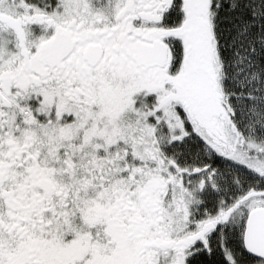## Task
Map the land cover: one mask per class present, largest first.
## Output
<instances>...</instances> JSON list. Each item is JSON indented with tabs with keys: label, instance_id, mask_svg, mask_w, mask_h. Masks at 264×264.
<instances>
[{
	"label": "flooded vegetation",
	"instance_id": "af4514ba",
	"mask_svg": "<svg viewBox=\"0 0 264 264\" xmlns=\"http://www.w3.org/2000/svg\"><path fill=\"white\" fill-rule=\"evenodd\" d=\"M227 1L0 0V264H231L154 109L226 150Z\"/></svg>",
	"mask_w": 264,
	"mask_h": 264
},
{
	"label": "rangeland",
	"instance_id": "374dc122",
	"mask_svg": "<svg viewBox=\"0 0 264 264\" xmlns=\"http://www.w3.org/2000/svg\"><path fill=\"white\" fill-rule=\"evenodd\" d=\"M227 4L231 14L227 25L232 33L221 54L226 150L218 146L210 149L207 135L176 132L187 124L168 100L154 109L163 105V116H157L162 131L158 138L166 148L165 160L174 166L176 181L184 187L186 204L203 214V226L214 230L209 235L212 252L223 254L234 264V259L241 258L235 247H242L247 212L264 207V28L260 34L264 0H228ZM198 117L206 121L215 118L210 113ZM234 143L242 145L243 151L235 149ZM228 149L232 155L227 154ZM201 256L207 257V252Z\"/></svg>",
	"mask_w": 264,
	"mask_h": 264
},
{
	"label": "water",
	"instance_id": "95a60500",
	"mask_svg": "<svg viewBox=\"0 0 264 264\" xmlns=\"http://www.w3.org/2000/svg\"><path fill=\"white\" fill-rule=\"evenodd\" d=\"M242 246L248 255L264 261V207L253 208L248 212Z\"/></svg>",
	"mask_w": 264,
	"mask_h": 264
},
{
	"label": "trees",
	"instance_id": "16d2710c",
	"mask_svg": "<svg viewBox=\"0 0 264 264\" xmlns=\"http://www.w3.org/2000/svg\"><path fill=\"white\" fill-rule=\"evenodd\" d=\"M258 207H259V206H258ZM254 208H255V207H254ZM252 209H253V208H252ZM250 210H251V209H250ZM250 210H249V211H250ZM249 211H248V212H249ZM248 212H247V213H248ZM235 251L238 252V253L241 252V257L244 256V255H243V251H242L241 249H238V248L235 247ZM218 254H219V253L215 252V255H214V258H215V259H219V258H220V256H219ZM236 258H237V257H236Z\"/></svg>",
	"mask_w": 264,
	"mask_h": 264
}]
</instances>
